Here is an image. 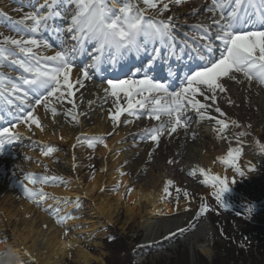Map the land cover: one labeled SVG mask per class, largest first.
<instances>
[{
  "label": "bare ground",
  "instance_id": "1",
  "mask_svg": "<svg viewBox=\"0 0 264 264\" xmlns=\"http://www.w3.org/2000/svg\"><path fill=\"white\" fill-rule=\"evenodd\" d=\"M167 2L170 9L168 16L172 15L175 18L176 27L173 33L185 29L188 36L194 39V30L189 27L190 25L197 23L211 25L213 13L207 11L212 3L211 0L197 2L192 4L193 6L191 7L176 6L171 3V0H167ZM72 8H74V5H72ZM72 8H70L71 11L73 10ZM70 17L67 16V19H70ZM50 18L49 20H52ZM49 20L47 24L51 26L52 24ZM72 40L69 44L71 48L76 43L75 40ZM199 43L197 41L195 45H199ZM214 43L218 42L214 41ZM41 50L45 51L47 49ZM191 51L188 50L186 54L178 53L181 54L178 57L175 56L178 54L171 55L170 50L164 48L160 59L156 60L157 63L152 64L151 68L147 67V69L151 75L156 74L159 76L156 69L163 65L161 68L163 73H173L177 68V64L180 63V59L189 56ZM149 52H151V48H149ZM77 57L83 59L84 56L77 55ZM190 57L201 61L196 52L190 53ZM135 58L138 59L139 56ZM108 62L109 60H106L103 64ZM195 62L192 63L190 60L192 65L198 64L197 61ZM139 66L136 65L135 68ZM147 66H149V62ZM177 72L178 69L176 70ZM117 74H120L119 71H117ZM173 75L176 74L173 73ZM77 78H81V74L79 77V74L73 71L71 74L72 81L74 82ZM240 79L243 80L242 77ZM225 84L227 90L225 93L218 95L215 105H212L210 100L204 101L203 97H197L201 103L209 105L207 109L202 110V116L193 109L187 110L185 115L188 121H193V126L190 130H177L171 136L165 133L160 137L162 144L161 154L154 158L148 168L145 167L147 154H144L142 149L139 150L138 142L134 143V150H128L133 144L129 140L131 136L127 134L128 131H134V134L135 131L139 130L144 133L149 132L156 127L155 123H157L158 127L161 121L154 120L149 124L145 120L134 118L125 131L121 132L120 129L110 142L102 143L103 147L100 146L98 148L97 154L100 156L99 162L103 171H99L94 175V178L88 184L89 189L86 192L91 196L94 195L92 197L93 200L94 198L99 200L96 208L104 220L112 223L121 209L124 210L128 221L141 219L144 214L146 216L151 215V218L144 217L145 219L139 223V228L145 232L144 241L150 242L157 239L160 231L168 235L186 224V219L181 216L170 219V204L164 200L165 189L163 185L165 183L193 190L194 188L205 187L207 183H211L207 178L208 175L226 177L230 183L232 179H236L238 174L233 172L231 168L227 170L220 162L221 157L227 155L229 148H240V154L244 156L242 171L246 175L256 171L261 155L264 162V152H261V148L264 147V138H262V135H264V86L255 82L249 84L247 81L242 83L225 81ZM58 96L59 94H57ZM57 97L49 98L50 106L56 108L57 111L55 117L52 116L51 112H47L44 106L41 108L35 107L36 111L33 114L40 120L43 131L36 128L35 124L24 122L23 127L19 130L22 136L13 142L26 139L28 141L26 145L28 146L32 145L35 138L42 140L43 137L45 142L49 139L55 142L69 140L70 152L69 149L68 152L70 155L65 157L63 154L54 153L48 155L49 157L47 158V156L38 153L36 156L38 160L35 158L33 162L27 165L28 169L25 170L23 162L13 160V156L10 158L3 150L0 151V230L3 231L5 236L12 238L10 245L15 250H20L24 255H27L25 260L28 261V264H58L61 256H69L71 253L72 256L70 258H74L77 263L90 264V261L96 258L84 250L80 242L75 238H70L72 252L67 249L69 248L68 242L61 236L60 230H55L54 226L49 221H46L45 215L35 213L31 205L23 200V197H25L24 193L20 194L16 190L18 186L28 187L29 189L40 187L39 184H29L24 177L28 174L33 177H41L38 174L41 170V161L59 168L60 166L56 163L57 158L63 160L62 164L67 168V170L63 171V174L69 177V172H74L73 166L75 162H79L83 158L82 153H77V151L73 150L74 144L81 142L80 135L83 132L91 133L92 135H102L115 131V128H120V125H124L125 119L120 117L119 122L113 126L110 121V115L115 114V109L114 105L109 102L111 98L109 99L106 96L104 87L92 83L90 80L83 81V87L74 84L71 97L59 99ZM228 100H231L232 103L229 104ZM0 102L2 103V101ZM4 102L5 105H8L6 98ZM64 103L65 105H63ZM27 106H30V104H27ZM217 106L224 113L223 116L215 111ZM69 112L77 116L78 122L76 121L75 124H72L71 121L63 118ZM226 116L231 119L225 120ZM162 120H167V117H162ZM221 120L228 125L223 130L218 123ZM232 121H236L239 126L234 125ZM132 126L134 130H132ZM241 133H244V135H241ZM118 136L121 141L115 145L114 142ZM186 136L192 138V144L186 140ZM183 146L185 147L184 149ZM9 153L14 154L15 152L11 151ZM55 158L56 161L53 162ZM170 160L174 161V163H168ZM117 167L121 168V174L110 173V170L117 169ZM133 168L134 183L132 184L127 174ZM249 168L253 170L249 171ZM201 169L204 170V175L201 174ZM106 181H110L113 184L115 182L119 186L112 200L106 194L100 193V189L105 185ZM113 189H115V186ZM53 191L55 195L61 194L66 196V198L72 196L70 193L71 188L69 190L62 188ZM126 193H128L127 203L124 202L122 205V196ZM45 199L48 200L47 197ZM31 201V204L37 205L35 200ZM43 201L39 202L40 208L44 207ZM129 202L131 205L128 204ZM240 202L244 203V200L240 198ZM58 215L53 218L61 219L62 214ZM152 216H162V219L159 218L160 220H158V218L155 219ZM94 229L96 228L93 227L90 231L93 232ZM212 230L210 222L206 220L199 226L197 232H193L183 242L191 245V249L195 247L208 254L210 250L206 240L200 244H194V241L198 238L202 240L210 238L211 234H213ZM4 250L5 245L0 244V255L3 254ZM24 255L18 258H24ZM0 264H17V260L11 256L2 257L0 258Z\"/></svg>",
  "mask_w": 264,
  "mask_h": 264
},
{
  "label": "snow or ice",
  "instance_id": "2",
  "mask_svg": "<svg viewBox=\"0 0 264 264\" xmlns=\"http://www.w3.org/2000/svg\"><path fill=\"white\" fill-rule=\"evenodd\" d=\"M61 2L74 5L66 29L72 33V39L76 42L70 50L58 49L54 55L44 56L34 53V49L51 48L47 41L39 39L36 34L43 28H47L50 17L61 16L60 12L52 11L49 0H45V3L40 5V8H49L48 14L41 13L40 8L26 14L24 20L32 21L30 26H26L27 33L21 35L19 39L4 36L0 40V68L7 63L21 70V74L15 80L0 75V85H4L7 80L9 89L6 92L5 88H0V96H5L8 104H12L13 99H7V97L20 100L21 104L32 98L35 100V105L43 104L45 110L55 117L57 111L50 106L49 98L57 97V94H59L58 99L71 97L74 84L83 87V81L92 78L89 69L99 70L106 60L114 64L125 56H139L143 53L150 56L149 68H151L152 62L162 55L164 48H168L171 55L176 54L177 40L173 35L176 27L174 16L169 15L159 19L146 18L148 9H156L158 15L163 17V14L169 11V3L164 0H160L163 5L161 8H157V0H142L144 8L138 6L139 0L136 2L134 0H61ZM185 2L186 0H171V3L176 6H181ZM207 11L213 13L211 25L197 23L189 26L194 30V39L199 40V45L190 44L187 39H184L179 47L180 51L192 48L200 60L206 62L185 77V83L178 91H170L167 84L147 75L143 78H135L136 74H134L133 78L129 79L107 80L105 92L110 90L111 96L117 98V105L121 94L127 100L126 109L117 106L115 114L110 115L114 124L119 122L122 111L131 112L138 106L150 119L161 121L160 125L152 128L148 135L151 141L158 143L165 133L171 136L179 128L188 127V119L185 115L188 109L203 115L202 110L207 109L209 105L201 103L197 99L198 96H202L204 101L210 100L212 105H215L218 95L227 90L225 81L236 83L247 81L249 84L255 82L264 86V27L256 30L244 27L246 24L264 26V0H223V2L212 0ZM54 30L60 31L59 28ZM6 45L12 47H6ZM149 45H151V52H149ZM216 51H219L218 56L215 55ZM77 55L90 56L91 62L79 69L81 78L73 82L71 74L75 66L73 61ZM227 102L232 103L231 100ZM17 108L24 115H14L13 120L35 124L36 128L43 131L40 120L33 114L36 111L35 108L31 111H25V108L20 105H17ZM215 111L221 116L224 115L218 106ZM132 114L136 113L132 112ZM68 115L78 122L77 116L72 115L71 112ZM165 116L167 120H162ZM218 123L222 130L228 127L223 120ZM232 123L239 126L236 121ZM16 127L17 124L12 123L11 128L0 129V151L6 144L20 139L21 134L13 131ZM88 146H94L92 140L88 141ZM54 151L53 147H48L43 155H51ZM261 152H264V147L261 148ZM239 156V147L229 148L227 156L222 158V163L228 165L236 174L243 176L244 172L235 164ZM168 163H174V161L170 160ZM252 170L249 168V171ZM200 172L202 175L205 174L203 169ZM207 178L215 189L213 195L217 202L220 206L227 207L223 199L224 195L230 191L227 178L215 175H208ZM24 179L29 184L36 185L48 181L55 182L59 178L33 177L28 174ZM23 192L27 199L35 200L38 206L46 195L36 188L24 187ZM187 195L185 192L186 198ZM208 210L207 206L201 205L200 213ZM247 211L251 213L253 207L248 206ZM57 223L61 224L63 221L57 220ZM193 228L194 225L178 228L164 238L184 235L186 231ZM67 234L66 231L64 235L67 236ZM17 264L21 262L17 261Z\"/></svg>",
  "mask_w": 264,
  "mask_h": 264
},
{
  "label": "rangeland",
  "instance_id": "3",
  "mask_svg": "<svg viewBox=\"0 0 264 264\" xmlns=\"http://www.w3.org/2000/svg\"><path fill=\"white\" fill-rule=\"evenodd\" d=\"M134 2H136V0H134ZM164 2L166 1L164 0ZM44 3L45 0H0V40H2L4 36H12L19 39L21 35L27 33L26 26H30L32 21L24 20L26 14L34 12ZM49 4L52 5L53 12L58 11L61 13V16L59 17H51L52 20L49 21L53 24V26L50 27V30H46V38L54 43V46L51 47L53 48V53L55 54L56 50L61 49L62 47H67V41H71L72 39V33H69L66 30L69 21L67 16H71L72 14L70 9L72 8V5H69L66 2L62 3L61 0H49ZM138 6L140 8L145 7L142 0H139ZM162 6L163 5L160 0H157V8H161ZM48 9V7L40 8V12L48 14ZM169 12L170 9L168 12L163 14V17H160L156 9H148L146 12V18H166ZM21 21H24V23H20ZM57 28L60 29L59 32L54 30ZM28 35L31 34L28 33ZM25 38H27V36H25ZM6 47L11 48L12 46L6 45ZM89 47H91V45H89ZM88 58L89 56L86 59ZM83 64L84 62L75 65V69L78 71L77 73L79 74V77V69L83 67ZM188 71L187 75L192 70ZM20 74L21 70L7 63L4 67L0 68V75L9 77L12 80H15ZM109 79L121 80V77L104 78L102 83L104 82L105 84L102 85V87L107 88L106 82ZM157 81L167 84L170 91H176L177 85L171 86L168 79H159ZM0 88H5L6 92L9 90L7 80L4 85H0ZM106 94L109 99L111 98L109 102L114 105L115 111L117 106L124 109L127 108V100L122 94L119 97L118 105L117 98L111 96L110 90ZM7 98L13 99V97ZM4 99L5 96H0V101H2L1 106L3 108L5 105ZM28 101L30 100H27V102ZM34 103V101L31 102V104ZM17 105H20L19 102L14 104V101L12 104L7 105L5 112H8V115L6 116L9 119L5 118V120H2L4 123L9 122V124L6 125L9 128L12 123H16L17 127L13 130L14 132H19L20 128L23 127L22 124L24 123L13 120L14 115H24L23 112L20 113L15 110L18 109ZM63 105H65V103ZM37 107L41 108L43 107V104L37 105ZM72 109L75 111L74 108ZM25 111L31 110L26 109ZM132 112H135L136 114L133 115ZM120 117L125 119L124 125H120V128L114 127L115 131L102 135H92L91 133L83 132L80 135L79 138L81 142L79 144H74L73 150L77 151V153H82L83 158L79 162H75L73 166L74 172H76L75 174L74 172H69V177H66L63 174V171L67 170V168L62 164L64 161L59 158H57L56 162L58 166H60L59 168L41 161V170L38 172L41 177L59 178L55 182L48 181L46 183L39 184L40 187L36 188L42 190L46 194L45 198L47 197L48 200L44 199L42 202L46 208H40L38 205L31 204V200L23 197V200L27 202V204L31 205L35 213L45 215L44 218H46V221H49L52 226H54L55 230H60L61 236H63L65 241L68 242L69 248L67 249H70L72 252L73 249L72 246H70V238H75L78 242H80L84 250L88 251L96 258L95 260L90 261V264H109V262L112 264H213V262L218 259L217 256L222 257V248L228 250L226 246L230 245L232 249L229 250L232 251L233 256L230 253L229 255H231V257H236V255L240 257V255L243 254V256H245L244 259H247V264H254V261H252L249 254H247V250L251 249L256 252L259 249V255L256 257L255 264H261V261H264V162L262 161V155L261 159H259L260 163L258 164L256 171L249 175H246L245 173L243 176L237 175L236 179H232L230 181L228 185L230 191L223 197L224 203L227 207L220 206L215 199L213 195L215 189L212 187V183H207L205 187L194 188L193 190L173 186L168 183L163 185L165 189L164 200L166 203L170 204L171 208V214L169 215L170 219L181 216L186 219V224H184L185 228L189 225H194V228L186 231L184 235H178L176 237L165 239L164 237L166 235L160 231L156 240L145 242V232L139 228V223L145 218H151V215L146 216L144 214L141 219L139 218L137 220L128 221L124 210L121 209L112 223L102 218L103 216L99 214L96 208L99 200H97V198H94L93 200L92 197H94V195L91 196L86 192V190L89 189L88 184L94 178V175L99 171H103L99 162L100 156L97 154L98 148L102 146L103 142H110L114 136L118 134L120 129L121 132L125 131L129 124L132 123L131 120H134V118L145 120L149 124L155 120L150 119L144 110L139 109L138 106L131 112L122 111ZM63 118L71 121L72 124L76 123V121H74L68 114ZM230 119L231 118L228 116L225 117V120L227 121ZM110 121L113 126H115L111 119ZM192 123L193 121L189 120L188 127L186 129L179 128L178 130H190L193 126ZM155 126L157 127V123H155ZM0 128L2 129L3 127ZM132 130H134L133 126ZM149 133L150 131L144 133L139 130L135 131V134L134 131H128L127 134L128 136H131V139L129 140H131L133 144L128 150H134V143L138 142L137 145L140 148L139 150L142 149L144 154H147V160L145 163L146 168L151 165L156 156L161 154L162 149L161 141L159 140L158 143L151 141L148 138ZM262 138H264V135H262ZM89 140L93 141V147L88 146ZM101 140L103 141L102 143L100 142ZM186 140L190 141L189 143L192 144V138L186 136ZM120 141L121 138L118 136L114 144H119ZM27 143L28 141L26 139H21L19 142L6 144L3 149V152L6 153L8 157L11 158L13 156V160L23 162L25 170L28 169L27 165L33 162L35 158L38 160L36 157L38 153L43 154L47 151L48 147H53L55 149L52 154H63L65 157L70 155L69 140L65 142H55L49 139L45 142V139L42 137V140L35 138L32 145L27 146ZM184 148L185 147L183 146V149ZM11 151L15 153H9ZM226 156L221 157L220 162H222V158ZM48 157L49 156H47V158ZM55 161L56 158L53 162ZM243 161L244 156L241 154L235 161L236 166L239 167L241 171ZM222 164L227 170L230 169L228 165L224 163ZM112 172H115V174H121L122 170L117 167V169L110 170V173ZM127 176L133 184L134 168L131 172H129V174H127ZM232 181L235 182L233 183ZM104 184L105 185L101 188L103 191L100 189V193L103 195L106 194L109 199L112 200V197L118 191L119 186L115 182L113 184L110 181H106ZM114 186L115 189H113ZM23 188L24 186H18L16 192L23 194ZM62 188H66L68 190L71 188L70 193L72 196H68V198H66V196H62L61 194H54L55 192L53 190ZM185 192L188 194L187 198L185 197ZM127 198L128 193L123 194L122 205L124 202L127 203ZM240 198L244 200V203L240 202ZM128 204L131 205L130 202ZM201 205L207 206L209 210L207 212L200 213ZM248 206L253 207V211L251 213L247 211ZM58 214H62L61 219H54L53 217ZM152 218H158V220H160L162 219V216H152ZM57 220H62L63 223L58 224ZM206 220L210 222L213 234H211L210 238L203 240L199 238L195 239L194 244H200L206 240L210 250L208 254L195 247L191 249V245L183 242V240L190 236L193 232H197L199 226ZM93 227L96 229L91 232L90 230ZM0 231V244L5 245V250L3 251V254L0 255V258L11 256L15 260L20 261L21 264H28V261L25 260L27 255H24L20 250H15V248L10 245L12 238L10 236H5L2 230ZM66 231L68 233L67 236L64 235ZM236 245L238 249H241H236ZM71 254H69V256H61L62 258H59V260H61L58 264H79L74 260V258H70L72 256ZM21 255H24V258H18ZM136 258L137 260H135ZM237 264H242V262H237Z\"/></svg>",
  "mask_w": 264,
  "mask_h": 264
},
{
  "label": "trees",
  "instance_id": "4",
  "mask_svg": "<svg viewBox=\"0 0 264 264\" xmlns=\"http://www.w3.org/2000/svg\"><path fill=\"white\" fill-rule=\"evenodd\" d=\"M227 244V243H226ZM228 248V250L226 249H223L222 248V251H221V254H222V257L220 256H217L218 259L216 261L213 262V264H230V263H233V264H237V262H242V264H247V259H244L245 256H243V254L240 255V257H238V255H236V257H231L232 255V251L229 250V249H232V247L230 245L226 246ZM261 248V247H260ZM236 249L237 248V245H236ZM241 248H239L238 250H240ZM258 249V248H257ZM262 249V248H261ZM225 250V251H224ZM229 253L231 255H229ZM261 253V252H260ZM134 254V253H133ZM247 254H249L250 258L252 261H254V264L256 262V257L257 255H259V249L255 252L251 249H248L247 250ZM233 256V255H232ZM186 263V262H185ZM109 264H112L111 262H109ZM261 264H264V261H261Z\"/></svg>",
  "mask_w": 264,
  "mask_h": 264
}]
</instances>
